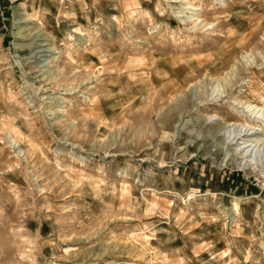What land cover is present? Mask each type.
Returning <instances> with one entry per match:
<instances>
[{
  "label": "rangeland",
  "instance_id": "374dc122",
  "mask_svg": "<svg viewBox=\"0 0 264 264\" xmlns=\"http://www.w3.org/2000/svg\"><path fill=\"white\" fill-rule=\"evenodd\" d=\"M0 264H264V0H0Z\"/></svg>",
  "mask_w": 264,
  "mask_h": 264
},
{
  "label": "bare ground",
  "instance_id": "6f19581e",
  "mask_svg": "<svg viewBox=\"0 0 264 264\" xmlns=\"http://www.w3.org/2000/svg\"><path fill=\"white\" fill-rule=\"evenodd\" d=\"M39 34H40V33H39ZM40 36L43 37L42 34H41ZM35 37H36V35H35ZM42 39H43V38H42ZM39 40H41V39H39ZM44 40H45V39H44ZM44 40H43V41H44ZM43 41H42V42H43ZM40 43H41V42H40ZM39 48H40V49H39ZM39 48H38L39 50L37 51V54L47 53V52L51 51V49L46 48V45H44L43 43L40 44ZM255 133H258V131H257L256 129H254V128H250L249 131L247 132V134H246L245 137L252 138L253 135H255ZM248 141H249V140H248ZM245 142H247V141H245Z\"/></svg>",
  "mask_w": 264,
  "mask_h": 264
}]
</instances>
